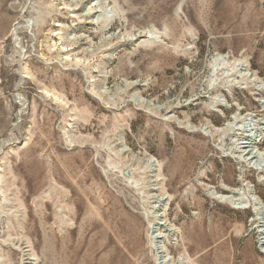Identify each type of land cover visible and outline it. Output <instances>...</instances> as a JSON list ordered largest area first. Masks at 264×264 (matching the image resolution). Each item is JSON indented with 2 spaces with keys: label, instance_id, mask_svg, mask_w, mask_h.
<instances>
[{
  "label": "rangeland",
  "instance_id": "obj_1",
  "mask_svg": "<svg viewBox=\"0 0 264 264\" xmlns=\"http://www.w3.org/2000/svg\"><path fill=\"white\" fill-rule=\"evenodd\" d=\"M68 1L0 0V264H161L162 197L171 264H264V0Z\"/></svg>",
  "mask_w": 264,
  "mask_h": 264
},
{
  "label": "bare ground",
  "instance_id": "obj_2",
  "mask_svg": "<svg viewBox=\"0 0 264 264\" xmlns=\"http://www.w3.org/2000/svg\"><path fill=\"white\" fill-rule=\"evenodd\" d=\"M68 2L71 3V4H69L70 6H79V5L82 6L84 4V3H82V2H84V0H77L75 3H72L70 0ZM77 40L80 41V39H77ZM75 46H76V42H75ZM218 59L223 60V57L220 56ZM234 64H238L237 61ZM227 128L231 129V130H233V132L237 133V138L235 139V142H236L235 147L237 148L236 153L238 152L237 157L241 158V160H246V161L250 160L253 164H255V166L257 165V166L263 167V165H264V151L258 152V151H254V149H255V145L257 146V141L259 140V138H261V141L264 142V123H261V125L259 123L256 124V121L255 122L252 120L250 121V120H248V118L247 119H240V117H238L236 115L234 118V121L227 124ZM250 189H251V185H248L247 195H248V197H250V199L252 200V203L255 207L256 219L258 222V228H259L261 239H262L261 243L264 245V215H263V213H260L261 201ZM212 193L215 194L214 191H212ZM233 193H234L233 195H226V196L223 195V196H221V198L232 202L237 207L247 208L248 207L247 195H244L243 189L242 188H239L237 190L235 189V191ZM159 201H160L159 205L155 204L154 206H152V209L155 212L156 219H157L156 224H155L156 228L154 229L155 231L153 232L154 238L156 239V243H157V246H156L157 247V257L160 260L161 264H171V263H173L171 260L172 257H170L167 248L165 246L161 245L162 243H160V240H158V238L161 239L163 237H166V235H163L162 232L160 231L162 228H165V230L168 232V234H167L168 237H173L179 230L175 229L173 226L168 225L167 221H163V219H161L162 214L159 210V207L161 205H163L165 207L168 204V200L166 198L162 197L161 200H159ZM163 239H165V238H163ZM161 242H163V241H161ZM21 249H23V248H21ZM180 261L182 264H191L190 261H188L182 257L180 258Z\"/></svg>",
  "mask_w": 264,
  "mask_h": 264
},
{
  "label": "water",
  "instance_id": "obj_3",
  "mask_svg": "<svg viewBox=\"0 0 264 264\" xmlns=\"http://www.w3.org/2000/svg\"><path fill=\"white\" fill-rule=\"evenodd\" d=\"M126 175H128V171H126Z\"/></svg>",
  "mask_w": 264,
  "mask_h": 264
}]
</instances>
